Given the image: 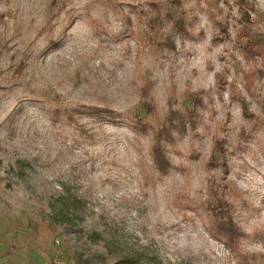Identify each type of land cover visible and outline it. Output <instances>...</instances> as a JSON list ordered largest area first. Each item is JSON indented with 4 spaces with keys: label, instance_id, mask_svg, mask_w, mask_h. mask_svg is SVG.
<instances>
[{
    "label": "rangeland",
    "instance_id": "obj_1",
    "mask_svg": "<svg viewBox=\"0 0 264 264\" xmlns=\"http://www.w3.org/2000/svg\"><path fill=\"white\" fill-rule=\"evenodd\" d=\"M0 264H264V0H0Z\"/></svg>",
    "mask_w": 264,
    "mask_h": 264
},
{
    "label": "trees",
    "instance_id": "obj_2",
    "mask_svg": "<svg viewBox=\"0 0 264 264\" xmlns=\"http://www.w3.org/2000/svg\"><path fill=\"white\" fill-rule=\"evenodd\" d=\"M215 154V153H214ZM220 207L218 206V207H215L214 208V214L216 215V216H218V218H220L221 219V217L219 216V213H220ZM54 218V217H53ZM56 220H53V219H50V223H46L47 225V228H49V229H51V230H53V231H55V226H52L51 224H55L56 222H55ZM225 224V223H224ZM73 258L75 259V261H76V263H77V259H76V256L75 255H73Z\"/></svg>",
    "mask_w": 264,
    "mask_h": 264
}]
</instances>
